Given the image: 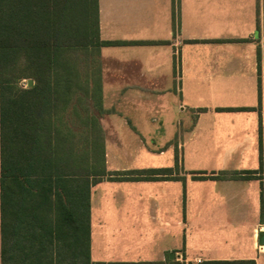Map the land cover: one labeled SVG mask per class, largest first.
<instances>
[{
    "label": "crops",
    "instance_id": "0c3cea01",
    "mask_svg": "<svg viewBox=\"0 0 264 264\" xmlns=\"http://www.w3.org/2000/svg\"><path fill=\"white\" fill-rule=\"evenodd\" d=\"M97 8L100 38L120 43L77 64L101 81L105 168L119 177L90 187L91 264H264V0H97ZM2 75L0 49V89ZM184 117L196 121L187 135ZM143 155L160 161L131 164ZM193 157L208 169L181 172ZM152 168L178 177H129ZM52 189L35 250L50 264H79L78 219L73 229Z\"/></svg>",
    "mask_w": 264,
    "mask_h": 264
},
{
    "label": "trees",
    "instance_id": "16d2710c",
    "mask_svg": "<svg viewBox=\"0 0 264 264\" xmlns=\"http://www.w3.org/2000/svg\"><path fill=\"white\" fill-rule=\"evenodd\" d=\"M118 43L100 38L97 0H0L3 264H50L35 248L43 202L55 194L53 186L63 203L62 217L73 219V229L78 219L79 264H91L90 187L104 176H119H111L105 168L101 81L89 79L92 70L77 63L103 45ZM26 78H33L34 85L22 86L20 82ZM161 173L178 177L172 176V168L137 170L129 177L151 179ZM197 264L254 262L210 260Z\"/></svg>",
    "mask_w": 264,
    "mask_h": 264
},
{
    "label": "rangeland",
    "instance_id": "374dc122",
    "mask_svg": "<svg viewBox=\"0 0 264 264\" xmlns=\"http://www.w3.org/2000/svg\"><path fill=\"white\" fill-rule=\"evenodd\" d=\"M85 66L87 67V63H85ZM35 83V81H34ZM20 84L24 87H29L28 84H27V79L25 81H22L20 82ZM182 119V130H183V133L187 135V133H190L192 131V129L195 128V125H196V121L193 120L194 118H188V117H184V118H181ZM144 153V151H142ZM145 155V154H144ZM144 155L142 157V159L140 160H135V162L131 163L132 165H145L147 163V161H149V163H153V162H158L160 161V159H158L156 156L155 157H149L147 159L144 158ZM177 153H174L173 154V158H174V163H177ZM195 158V157H193ZM215 162H211V165H214ZM122 165H126V163L124 162H121V166ZM140 167V166H139ZM180 169H181V172H184V173H191L192 171H204V169H208V168H205V167H208V164L206 161H204L202 158H195V159H192V158H189V159H186L185 162L183 163V166H179ZM110 169H115L114 168V164H110L109 166ZM171 252L169 254V257L171 258Z\"/></svg>",
    "mask_w": 264,
    "mask_h": 264
},
{
    "label": "water",
    "instance_id": "95a60500",
    "mask_svg": "<svg viewBox=\"0 0 264 264\" xmlns=\"http://www.w3.org/2000/svg\"><path fill=\"white\" fill-rule=\"evenodd\" d=\"M27 84H28V86H32L34 84V82L32 79H28ZM173 257H174V255L171 254V258H173Z\"/></svg>",
    "mask_w": 264,
    "mask_h": 264
}]
</instances>
